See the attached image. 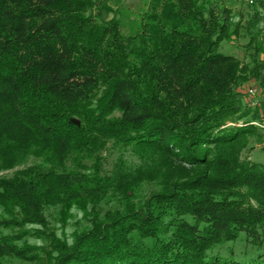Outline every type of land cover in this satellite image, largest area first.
Here are the masks:
<instances>
[{"label":"trees","instance_id":"16d2710c","mask_svg":"<svg viewBox=\"0 0 264 264\" xmlns=\"http://www.w3.org/2000/svg\"><path fill=\"white\" fill-rule=\"evenodd\" d=\"M225 1L125 35L120 0H0V264H264V0Z\"/></svg>","mask_w":264,"mask_h":264},{"label":"rangeland","instance_id":"374dc122","mask_svg":"<svg viewBox=\"0 0 264 264\" xmlns=\"http://www.w3.org/2000/svg\"><path fill=\"white\" fill-rule=\"evenodd\" d=\"M145 2H147V0H120L119 3H116L115 6L120 4L118 6H120V8H123V22L121 30L125 35H130L139 30L142 12H144L146 8L144 5ZM225 2L232 9L234 20L241 21V23L244 24L247 18L246 16L251 10L250 7H248L246 3H243L239 0H226ZM247 42V36L241 37L231 42L223 41L220 45L219 51L225 55L236 57L242 63H246L248 61V56L243 46ZM262 136L263 142H261L260 144H255L254 148L252 149H246L242 154V158H246L252 162L264 163V134Z\"/></svg>","mask_w":264,"mask_h":264},{"label":"built area","instance_id":"2783aa9c","mask_svg":"<svg viewBox=\"0 0 264 264\" xmlns=\"http://www.w3.org/2000/svg\"><path fill=\"white\" fill-rule=\"evenodd\" d=\"M243 1H245L248 5H253L255 3V0H243ZM261 102H264V91H262L256 86L248 87L246 105L248 107L254 108L258 106ZM248 124L256 126L264 134V117H262L260 120L249 122Z\"/></svg>","mask_w":264,"mask_h":264},{"label":"water","instance_id":"95a60500","mask_svg":"<svg viewBox=\"0 0 264 264\" xmlns=\"http://www.w3.org/2000/svg\"><path fill=\"white\" fill-rule=\"evenodd\" d=\"M73 122L76 123V124H79V122L77 120H73Z\"/></svg>","mask_w":264,"mask_h":264}]
</instances>
